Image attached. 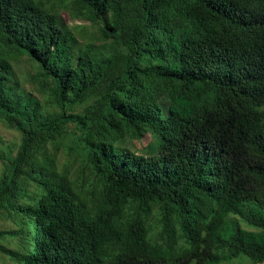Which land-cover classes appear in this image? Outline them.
<instances>
[{
  "label": "trees",
  "instance_id": "16d2710c",
  "mask_svg": "<svg viewBox=\"0 0 264 264\" xmlns=\"http://www.w3.org/2000/svg\"><path fill=\"white\" fill-rule=\"evenodd\" d=\"M0 118L15 263L264 264V0H0Z\"/></svg>",
  "mask_w": 264,
  "mask_h": 264
},
{
  "label": "rangeland",
  "instance_id": "374dc122",
  "mask_svg": "<svg viewBox=\"0 0 264 264\" xmlns=\"http://www.w3.org/2000/svg\"><path fill=\"white\" fill-rule=\"evenodd\" d=\"M66 23L71 26H80L77 29L80 40L84 43L91 41L92 36H97V27L91 25L90 22L82 20H73L66 12L62 13ZM17 75L23 86L29 91L33 92L36 96L40 97L37 86L35 85L32 76L36 74V69L33 63L24 57L16 65ZM42 96V95H41ZM21 142V135L13 129L7 127V125L0 118V150L2 153H8L9 151L16 152ZM152 142V136L148 133L142 140L135 143L136 149H144ZM135 149V148H134ZM61 165L67 164L72 166L73 169L77 168L74 164L73 156H70L66 151H62L60 154ZM3 171V165L0 162V175ZM16 226L14 223L7 220H0V264H17L10 259L4 249L17 248V239L9 235V232L14 231ZM222 264H250L249 260L245 257H239L232 259Z\"/></svg>",
  "mask_w": 264,
  "mask_h": 264
}]
</instances>
